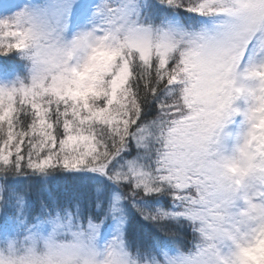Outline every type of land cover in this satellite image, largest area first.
<instances>
[{
    "label": "snow or ice",
    "instance_id": "6c2138e0",
    "mask_svg": "<svg viewBox=\"0 0 264 264\" xmlns=\"http://www.w3.org/2000/svg\"><path fill=\"white\" fill-rule=\"evenodd\" d=\"M0 264H264V0H0Z\"/></svg>",
    "mask_w": 264,
    "mask_h": 264
}]
</instances>
